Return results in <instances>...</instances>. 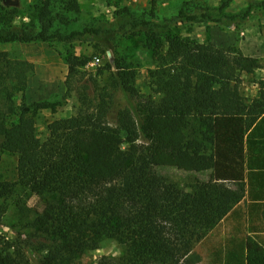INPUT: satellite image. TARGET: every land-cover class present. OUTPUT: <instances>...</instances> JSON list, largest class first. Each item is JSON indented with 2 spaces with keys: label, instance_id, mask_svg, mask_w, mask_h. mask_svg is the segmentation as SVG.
Masks as SVG:
<instances>
[{
  "label": "trees",
  "instance_id": "trees-1",
  "mask_svg": "<svg viewBox=\"0 0 264 264\" xmlns=\"http://www.w3.org/2000/svg\"><path fill=\"white\" fill-rule=\"evenodd\" d=\"M65 1L66 7L73 5ZM232 1L222 0L218 9L180 8L172 17L155 21L138 19L124 8L110 25L71 32H48L47 27L36 31L28 24L0 28L5 42H99L115 31L145 32L155 42L151 49L156 65L149 77L160 98L150 102L144 123L132 107L142 124L135 130L145 139L141 147L124 146L122 131L109 119L107 101L112 96L107 92L100 94L97 107L79 108L71 117L50 122L44 141L37 135L35 115L40 108L55 112L56 103H36L32 111L24 105L11 123L7 118L14 108L0 107V162L3 154L17 157L16 179L0 174V223L10 197L20 198L21 191L37 196L34 223L47 234L43 248L49 252L43 264L72 260L107 237L127 247L126 262L119 264H181L197 241L236 213L247 186L264 197V83L256 97L245 96L240 86V74H253L262 66L260 59L235 45L219 47L179 36L165 50L161 40L178 23L209 21L229 27L264 9V0H250L233 12ZM110 60L107 69H119L120 87L135 99L136 70ZM88 62L86 56L69 54V93ZM34 69L26 60L5 61L0 64V85L10 78L23 89ZM159 165L209 171L210 179L187 191L160 176L155 171ZM17 206L26 207L20 200ZM25 252L23 243L0 233V264H30ZM211 264H264V243L237 231L220 242Z\"/></svg>",
  "mask_w": 264,
  "mask_h": 264
},
{
  "label": "rangeland",
  "instance_id": "rangeland-1",
  "mask_svg": "<svg viewBox=\"0 0 264 264\" xmlns=\"http://www.w3.org/2000/svg\"><path fill=\"white\" fill-rule=\"evenodd\" d=\"M250 0H233L229 10L236 12L246 6ZM74 2H76L74 4ZM222 0H72L73 5L66 7L65 0H0V28L28 24L41 31L71 32L83 30L95 24L110 25L116 22L118 12L124 8L138 19L162 20L177 14L180 8L196 11L203 8L218 9ZM77 4V5H76ZM119 18V17H118ZM7 23V24H6ZM98 42L95 39L75 40L69 43L60 41L5 42L0 40V64L8 60H26L34 64L35 69L28 73L27 84L22 89L15 80L6 78L0 85V107L14 111L8 116V123L16 121L24 105L32 111L36 103H56L57 110L40 108L36 113L38 137L44 141L49 132L48 124L58 118L75 115L79 108H95L99 105L100 94L107 92L112 99L107 101L110 107L109 119L115 121L125 138L124 146L145 145L143 136H136L141 124L132 107L137 108L143 123L151 101H158L160 95L154 89L149 70L156 62L151 44L145 32L115 31L106 33ZM179 36L198 42H212L219 47L235 45L246 55L260 59L261 68L253 74L241 73V90L245 96L259 95L264 83V9L257 8L243 20L226 27L213 22L187 21L173 25L161 34L164 49L170 40ZM76 53L89 58L88 64L80 71L72 92L67 91L69 70L68 56ZM114 57L122 65H128L137 72L136 88L138 95L129 99L120 87L118 68L107 69ZM99 58V61H95ZM128 109L131 112H126ZM122 112L123 120L120 121ZM124 113V114H123ZM142 125V124H141ZM134 126L136 128H134ZM17 157L3 154L0 162V174L9 180L16 179ZM155 171L162 177L178 183L187 191L196 184L207 183L209 171L188 172L173 166H156ZM25 203V209H19L17 201ZM7 209L0 223V233L11 241L21 242L26 250L30 264H43L49 252L43 248L47 236L35 225L34 219L39 198L20 192V198L10 197L6 201ZM237 210V209H236ZM238 216V215H237ZM236 216V217H237ZM243 223V222H242ZM260 228L264 227L259 224ZM247 234L246 227L240 225L235 215L227 217L214 226L209 233L194 244L193 250L181 264H210L211 256L221 241L236 232ZM258 238L263 237L261 233ZM260 240H264L261 238ZM126 245L115 238H104L95 249H86L72 260H56L53 264H119L125 263Z\"/></svg>",
  "mask_w": 264,
  "mask_h": 264
},
{
  "label": "crops",
  "instance_id": "crops-1",
  "mask_svg": "<svg viewBox=\"0 0 264 264\" xmlns=\"http://www.w3.org/2000/svg\"><path fill=\"white\" fill-rule=\"evenodd\" d=\"M253 191L251 195L250 191ZM257 189H252L250 186H247V193L245 198L235 207L234 215L240 225L246 227L247 234H250L256 237L259 241L264 243V240H260L263 237L258 238V234L264 235V227L261 229L259 224L264 225V197H259L257 194ZM233 215V216H234ZM238 215V216H237ZM237 216V217H236ZM231 217L228 216V218ZM243 222V223H242ZM212 263V256L210 259V264Z\"/></svg>",
  "mask_w": 264,
  "mask_h": 264
},
{
  "label": "built area",
  "instance_id": "built-area-1",
  "mask_svg": "<svg viewBox=\"0 0 264 264\" xmlns=\"http://www.w3.org/2000/svg\"><path fill=\"white\" fill-rule=\"evenodd\" d=\"M96 61H99V58H96L95 61L93 63H95Z\"/></svg>",
  "mask_w": 264,
  "mask_h": 264
}]
</instances>
